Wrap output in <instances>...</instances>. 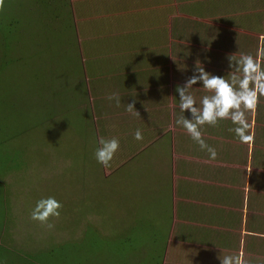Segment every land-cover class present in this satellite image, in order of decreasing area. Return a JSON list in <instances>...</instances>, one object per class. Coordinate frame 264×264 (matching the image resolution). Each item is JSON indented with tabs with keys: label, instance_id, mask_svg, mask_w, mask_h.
<instances>
[{
	"label": "rangeland",
	"instance_id": "1",
	"mask_svg": "<svg viewBox=\"0 0 264 264\" xmlns=\"http://www.w3.org/2000/svg\"><path fill=\"white\" fill-rule=\"evenodd\" d=\"M78 14L69 0H0V264H160L150 162L121 144L108 167L94 158L100 139L127 133L128 115L122 79L94 78ZM49 196L61 216L33 221Z\"/></svg>",
	"mask_w": 264,
	"mask_h": 264
},
{
	"label": "crops",
	"instance_id": "2",
	"mask_svg": "<svg viewBox=\"0 0 264 264\" xmlns=\"http://www.w3.org/2000/svg\"><path fill=\"white\" fill-rule=\"evenodd\" d=\"M69 2L81 18L75 28L91 40L88 55L97 57L91 64L95 80L121 78L124 109L135 108H121L128 134L119 142L128 156L151 164L161 198L153 225L165 227L160 264H220L223 253L240 255L243 264H264V97L246 113L250 144L228 130L234 127L230 120L202 127L215 160L175 123L181 114L176 87L194 74L197 60L206 71L226 76L228 55L255 57L264 48V0ZM205 94L193 90L197 103ZM116 107L103 111L108 117ZM137 129L141 141L133 138Z\"/></svg>",
	"mask_w": 264,
	"mask_h": 264
},
{
	"label": "clouds",
	"instance_id": "3",
	"mask_svg": "<svg viewBox=\"0 0 264 264\" xmlns=\"http://www.w3.org/2000/svg\"><path fill=\"white\" fill-rule=\"evenodd\" d=\"M264 48L258 49L255 57L251 54H231L226 57L229 72L226 76H217L206 71L204 64L197 60L194 74L186 80L183 86L177 85L176 92L179 96L180 115L175 123L182 127L199 145L201 150H206L211 160L217 158L215 148L210 147L202 139L201 129L203 126H217L219 121L230 120L234 127L228 130L234 133L242 144L253 142L250 125L246 113L255 111L259 99L264 97ZM201 84L202 87L193 86ZM201 89L207 93L202 95L199 103L193 95V90ZM110 100L114 96L108 97ZM119 106V100H117ZM132 104H127L126 110L131 112ZM189 113L191 118L186 117ZM141 141L143 135L137 129L133 137ZM120 142L117 138H102L94 151V158L98 164L108 167L118 152ZM63 205L55 197L39 199L31 210L30 216L33 221L48 224L50 218L61 216ZM52 225L49 224V227ZM220 264H243L240 255L222 254L218 257Z\"/></svg>",
	"mask_w": 264,
	"mask_h": 264
}]
</instances>
